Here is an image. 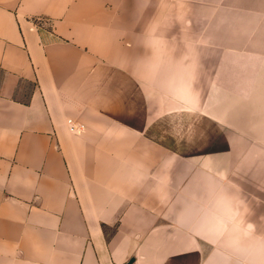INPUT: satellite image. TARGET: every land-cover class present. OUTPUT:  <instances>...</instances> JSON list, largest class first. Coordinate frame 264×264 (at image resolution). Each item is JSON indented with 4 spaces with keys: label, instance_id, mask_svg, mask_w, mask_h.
I'll list each match as a JSON object with an SVG mask.
<instances>
[{
    "label": "crops",
    "instance_id": "crops-1",
    "mask_svg": "<svg viewBox=\"0 0 264 264\" xmlns=\"http://www.w3.org/2000/svg\"><path fill=\"white\" fill-rule=\"evenodd\" d=\"M250 132L264 0H0V264H264Z\"/></svg>",
    "mask_w": 264,
    "mask_h": 264
},
{
    "label": "rangeland",
    "instance_id": "rangeland-1",
    "mask_svg": "<svg viewBox=\"0 0 264 264\" xmlns=\"http://www.w3.org/2000/svg\"><path fill=\"white\" fill-rule=\"evenodd\" d=\"M251 136L256 139L257 143L264 144V132H250Z\"/></svg>",
    "mask_w": 264,
    "mask_h": 264
},
{
    "label": "built area",
    "instance_id": "built-area-1",
    "mask_svg": "<svg viewBox=\"0 0 264 264\" xmlns=\"http://www.w3.org/2000/svg\"><path fill=\"white\" fill-rule=\"evenodd\" d=\"M70 125H71V128L74 130H77V128L79 127V126H77V124H73V122H71Z\"/></svg>",
    "mask_w": 264,
    "mask_h": 264
}]
</instances>
